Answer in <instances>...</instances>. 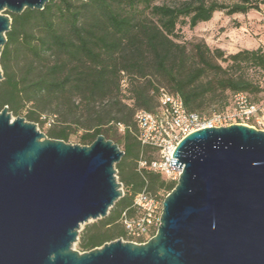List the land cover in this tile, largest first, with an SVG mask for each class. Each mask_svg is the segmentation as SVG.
<instances>
[{
    "label": "trees",
    "instance_id": "obj_1",
    "mask_svg": "<svg viewBox=\"0 0 264 264\" xmlns=\"http://www.w3.org/2000/svg\"><path fill=\"white\" fill-rule=\"evenodd\" d=\"M250 10L259 11L258 3L48 0L41 10L3 11L11 24L0 52V110L7 106L41 126L51 121L49 138L66 141L80 132L82 144L100 134L122 144L115 168L125 190L105 217L84 230L83 250L126 236L122 220L136 216L138 193L160 200L159 192L164 199L176 185L160 172L138 169L140 160L157 159L158 150L139 141L136 110L157 113L161 90L178 95L185 110L200 118L227 111L237 92L264 103L251 97L261 88L248 73L256 68L264 74L260 46L226 53L204 39H184L180 31V25L193 29L217 12Z\"/></svg>",
    "mask_w": 264,
    "mask_h": 264
},
{
    "label": "water",
    "instance_id": "obj_2",
    "mask_svg": "<svg viewBox=\"0 0 264 264\" xmlns=\"http://www.w3.org/2000/svg\"><path fill=\"white\" fill-rule=\"evenodd\" d=\"M48 0H0V52L11 19ZM3 78L0 68V80ZM118 145L47 137L0 110V264H264V130L203 127L176 145L181 172L145 243L112 240L80 253L79 227L123 195Z\"/></svg>",
    "mask_w": 264,
    "mask_h": 264
},
{
    "label": "built area",
    "instance_id": "obj_3",
    "mask_svg": "<svg viewBox=\"0 0 264 264\" xmlns=\"http://www.w3.org/2000/svg\"><path fill=\"white\" fill-rule=\"evenodd\" d=\"M159 104L157 113L138 109L134 115L141 144L150 145L158 150L157 159L149 162L140 160L138 169L145 167L173 180L178 179L181 170L171 165L170 158L178 142L187 134L203 127H219L218 124L227 122L264 124V103L258 105L252 102L244 92L234 93L231 96V107L210 118H200L195 113L187 112L178 95L163 90L160 93ZM133 206L137 211L136 216L125 217L122 220L126 236L137 241L136 243H145L154 235L150 232L156 231L159 225L162 202L143 190L135 196ZM145 237L146 239H143Z\"/></svg>",
    "mask_w": 264,
    "mask_h": 264
},
{
    "label": "rangeland",
    "instance_id": "obj_4",
    "mask_svg": "<svg viewBox=\"0 0 264 264\" xmlns=\"http://www.w3.org/2000/svg\"><path fill=\"white\" fill-rule=\"evenodd\" d=\"M156 3H161L166 0H154ZM218 2H222L228 5L237 2L238 0H217ZM252 2L258 3L259 11L250 10L247 13L241 14H233L226 15L224 12H217L214 15V18L207 23H202L200 26H197L193 29H190L187 25H180V31L182 37L184 39H191L194 37L204 39L210 46L214 47L216 45H221L224 47V51L228 53L235 52L239 49H252L256 46H260L264 53V0H251ZM248 73L252 77L253 81L260 85L261 91L259 93H250L251 97L254 100L263 101L264 102V74L261 70L256 68H250ZM11 119L15 117H23V115H13L10 112ZM24 118V117H23ZM51 121L46 122L44 125H38L37 129L44 133L47 136V129L50 125ZM218 124V123H215ZM232 123H222L218 126H228ZM256 129L264 130V124H253L252 122L242 123ZM119 132H122V128H119ZM80 132L77 134H71L69 138L65 141L70 144H82L79 139ZM48 137V136H47ZM119 149L122 150V144L118 145ZM149 155L156 157V153H150ZM116 169V168H115ZM116 180L118 182V176L116 173ZM120 188L122 192H124V186L121 183ZM161 202L163 201V192L158 193ZM161 213V210H160ZM95 220H91L82 224L79 227L77 239L72 244V249L77 250L80 253L86 252L87 250H83L80 246L81 236L84 230L90 226ZM157 230V229H156ZM156 232V231H155ZM154 232V234H155ZM122 240L127 242H135L128 236H116L113 240ZM109 242V241H107ZM137 242V241H136Z\"/></svg>",
    "mask_w": 264,
    "mask_h": 264
},
{
    "label": "crops",
    "instance_id": "obj_5",
    "mask_svg": "<svg viewBox=\"0 0 264 264\" xmlns=\"http://www.w3.org/2000/svg\"><path fill=\"white\" fill-rule=\"evenodd\" d=\"M216 13H214V15H215ZM214 15H213V17L209 20V21H207V22H210L213 18H214ZM207 22H203V23H207ZM200 24H202V23H200ZM200 24L198 25V26H200ZM209 44V43H208ZM216 47H220V48H222V49H224V47H222L221 45H216ZM257 47V46H256ZM237 51V50H236ZM235 51V52H236ZM229 53H233V52H230V51H228Z\"/></svg>",
    "mask_w": 264,
    "mask_h": 264
}]
</instances>
